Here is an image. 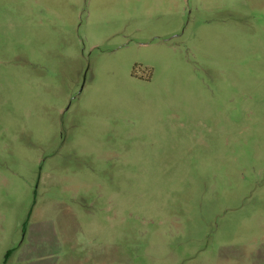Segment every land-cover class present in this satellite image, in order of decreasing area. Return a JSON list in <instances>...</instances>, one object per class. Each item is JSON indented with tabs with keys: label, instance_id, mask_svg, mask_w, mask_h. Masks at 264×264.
<instances>
[{
	"label": "rangeland",
	"instance_id": "374dc122",
	"mask_svg": "<svg viewBox=\"0 0 264 264\" xmlns=\"http://www.w3.org/2000/svg\"><path fill=\"white\" fill-rule=\"evenodd\" d=\"M0 264H264V0H0Z\"/></svg>",
	"mask_w": 264,
	"mask_h": 264
}]
</instances>
